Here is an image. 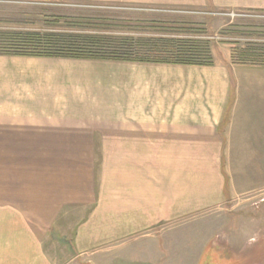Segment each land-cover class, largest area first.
Segmentation results:
<instances>
[{"label":"crops","instance_id":"0c3cea01","mask_svg":"<svg viewBox=\"0 0 264 264\" xmlns=\"http://www.w3.org/2000/svg\"><path fill=\"white\" fill-rule=\"evenodd\" d=\"M231 69L0 56V264H199L226 237Z\"/></svg>","mask_w":264,"mask_h":264},{"label":"rangeland","instance_id":"374dc122","mask_svg":"<svg viewBox=\"0 0 264 264\" xmlns=\"http://www.w3.org/2000/svg\"><path fill=\"white\" fill-rule=\"evenodd\" d=\"M81 28L145 39L192 40L204 48L198 53L212 62L229 60L241 96L231 128V150L236 154L232 160L237 163L223 166L225 196L218 216L226 223V237L207 247L199 264H264V67L232 62L233 50L264 52V0H199L167 6L0 0V36L13 30ZM238 226L243 231L238 236L241 243L231 245Z\"/></svg>","mask_w":264,"mask_h":264},{"label":"trees","instance_id":"16d2710c","mask_svg":"<svg viewBox=\"0 0 264 264\" xmlns=\"http://www.w3.org/2000/svg\"><path fill=\"white\" fill-rule=\"evenodd\" d=\"M203 49L192 40L145 39L83 28L71 31L13 30L2 32L0 36V56L212 66V59L201 54ZM232 62L264 67V52L233 50Z\"/></svg>","mask_w":264,"mask_h":264}]
</instances>
